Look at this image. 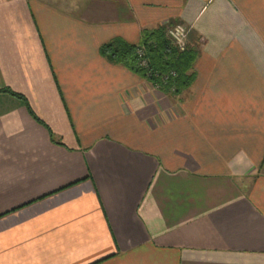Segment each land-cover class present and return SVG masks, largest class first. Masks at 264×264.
<instances>
[{
    "label": "crops",
    "instance_id": "obj_1",
    "mask_svg": "<svg viewBox=\"0 0 264 264\" xmlns=\"http://www.w3.org/2000/svg\"><path fill=\"white\" fill-rule=\"evenodd\" d=\"M188 29L166 94L101 46ZM0 264H264V0H0Z\"/></svg>",
    "mask_w": 264,
    "mask_h": 264
},
{
    "label": "trees",
    "instance_id": "obj_2",
    "mask_svg": "<svg viewBox=\"0 0 264 264\" xmlns=\"http://www.w3.org/2000/svg\"><path fill=\"white\" fill-rule=\"evenodd\" d=\"M142 51L140 56L138 51ZM101 51L113 62L127 66L166 94H178L189 87L192 81L190 70L195 53L186 47L180 51L166 35L164 28L145 31L138 44H128L115 39L101 46ZM146 61L142 66L141 60ZM0 92L23 99L10 90Z\"/></svg>",
    "mask_w": 264,
    "mask_h": 264
},
{
    "label": "built area",
    "instance_id": "obj_3",
    "mask_svg": "<svg viewBox=\"0 0 264 264\" xmlns=\"http://www.w3.org/2000/svg\"><path fill=\"white\" fill-rule=\"evenodd\" d=\"M187 29L186 27H183L181 25H177L171 29L168 30V36L169 38L173 41V43L176 45V47L180 50L183 51L186 48V32ZM139 55H142V51H138ZM142 66L146 65V62L143 61L141 62Z\"/></svg>",
    "mask_w": 264,
    "mask_h": 264
},
{
    "label": "rangeland",
    "instance_id": "obj_4",
    "mask_svg": "<svg viewBox=\"0 0 264 264\" xmlns=\"http://www.w3.org/2000/svg\"><path fill=\"white\" fill-rule=\"evenodd\" d=\"M175 26H177V25H174V26H172V27H169L167 30L165 29V31H166V35H167V36H168V33H167L168 30L171 29V28H173V27H175ZM183 27H185V26H183ZM186 29H187V28H186ZM186 32H187V33H186V39H185V41H186V47H187V38H188V34H189L188 29H187ZM168 37H169V36H168ZM141 61L143 62V61H145V60L142 59ZM145 62H146V61H145ZM151 84H152V83H151ZM152 85H153V84H152ZM153 86H154V85H153ZM154 87H155V86H154ZM156 88H157V87H156Z\"/></svg>",
    "mask_w": 264,
    "mask_h": 264
}]
</instances>
